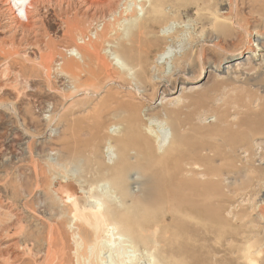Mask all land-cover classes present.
I'll use <instances>...</instances> for the list:
<instances>
[{"label": "rangeland", "instance_id": "rangeland-1", "mask_svg": "<svg viewBox=\"0 0 264 264\" xmlns=\"http://www.w3.org/2000/svg\"><path fill=\"white\" fill-rule=\"evenodd\" d=\"M155 1L156 20L119 34V61L101 52L111 79L91 97L74 93L55 63L43 68L25 43L77 60L66 52L73 33L64 21L75 19L84 41L99 47L101 21L141 14L140 6L127 11V0H114L109 13L102 3L84 10L79 0H51L39 12L45 30L38 43L20 27L14 42L0 34V264H18L3 247L17 226L8 205L19 197L37 205L35 193L61 176L54 166L76 158L77 176L93 184L138 187L165 201L147 208L146 218L167 215L181 227L168 240L195 250L176 256L180 264H244L245 253L264 245V0ZM68 108V120L85 133L84 150L73 155L59 152L54 139ZM252 253L262 264L263 255Z\"/></svg>", "mask_w": 264, "mask_h": 264}, {"label": "bare ground", "instance_id": "bare-ground-1", "mask_svg": "<svg viewBox=\"0 0 264 264\" xmlns=\"http://www.w3.org/2000/svg\"><path fill=\"white\" fill-rule=\"evenodd\" d=\"M48 1L51 0H0V16H5L7 19L6 22H0V34H10V39L14 42V36L20 27L22 32L30 33L32 39L38 43L36 38L43 37L42 32L45 30L39 12ZM79 1L84 3V10L102 3L109 7V13H111L114 0ZM136 6H140L141 14L135 12L131 17H122L119 13L113 18V23L106 20L101 21L100 28H97L99 31H96V38L100 41L99 47L84 41L75 19L64 21L68 32L73 33V35H69L67 32L71 43L67 45L66 52L74 51L77 60H64L56 48L43 55L35 42L25 43L28 45V52L33 55L35 60L40 59L39 64L45 69L48 68L49 63H55V68L72 81L74 93L91 97V89L96 88L107 79H111L112 72H110L106 61L101 58V52L109 51L110 55L119 61L121 57L117 52L120 50V45L117 41L120 40L118 39L120 35L122 37L127 35L129 27L134 23L153 22L160 14L159 5L155 0H127V11ZM19 18H24L26 22L20 23ZM98 21L100 22V20ZM168 53L169 51H165L161 55ZM248 54L244 55L246 59L249 58ZM67 97L69 99L70 95ZM55 111L54 109L51 113L57 116ZM67 112L66 116H60V122L64 126L61 138L54 139L59 141V144L55 143L59 152L73 155L84 150L78 143L81 140V135L85 133L74 128L75 123L68 120L72 110L68 108ZM111 139L107 143L109 149L114 147V141ZM73 162L68 167L54 166L57 175L61 176L54 179L48 187L49 189L45 188L38 191L40 193H35V196L39 197L37 205L29 204L26 197H19L8 205L16 219L17 226L16 229L15 226L13 227L15 229L13 235L6 236L5 240L8 239L9 242L5 243L3 247L11 250L13 261H17L18 264H180L176 262V256L179 257L178 255L186 252L188 248L190 252H194L193 246H188L186 243L183 246L180 243L174 245L171 240H168L169 235L174 234L173 228L179 231L178 235L183 233L181 227L172 225L170 217L163 215L159 219L148 221L149 219L146 218L147 208L163 207L165 203L154 192H145L142 189L139 190L138 187H127L122 192L108 180H98L93 184L86 176L82 178L77 176L80 159L76 158ZM137 179L128 180H132L131 183L134 184L138 182ZM36 185L39 186L38 180ZM204 189L206 190L207 187ZM32 194L34 192L26 195ZM168 218L169 221H167ZM166 228L168 230H165ZM177 233L175 232L176 236ZM0 239L3 237L0 236ZM200 246L204 248L205 244ZM252 251L263 255L262 259L264 258L263 245L256 251L252 249L245 253L242 257L244 264H256L257 261L251 256ZM186 255L189 257L187 253ZM9 257L11 256L9 255ZM262 264H264V260H262Z\"/></svg>", "mask_w": 264, "mask_h": 264}]
</instances>
